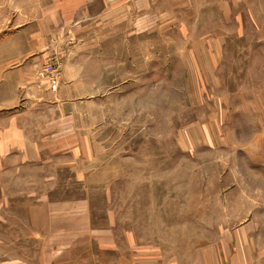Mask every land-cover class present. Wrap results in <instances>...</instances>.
<instances>
[{
	"label": "rangeland",
	"instance_id": "1",
	"mask_svg": "<svg viewBox=\"0 0 264 264\" xmlns=\"http://www.w3.org/2000/svg\"><path fill=\"white\" fill-rule=\"evenodd\" d=\"M8 30L0 132L42 151L0 153V264H264V0H0Z\"/></svg>",
	"mask_w": 264,
	"mask_h": 264
},
{
	"label": "crops",
	"instance_id": "2",
	"mask_svg": "<svg viewBox=\"0 0 264 264\" xmlns=\"http://www.w3.org/2000/svg\"><path fill=\"white\" fill-rule=\"evenodd\" d=\"M11 31H0V42H5L8 38L12 37ZM37 38V36H36ZM7 51V50H6ZM9 57L5 52V55H0V57ZM3 59L0 61V80L4 79V75L10 74L12 72L25 73L27 71L29 74L32 70L31 67H22L17 69H12L9 65L3 64ZM32 75V74H31ZM31 75L28 79H31ZM42 146L36 140H30L25 138L23 135L19 134L16 127H9V129L0 132V153H39L42 151Z\"/></svg>",
	"mask_w": 264,
	"mask_h": 264
}]
</instances>
